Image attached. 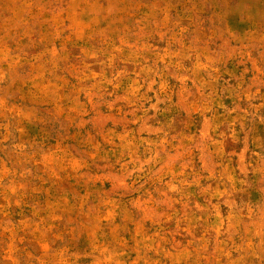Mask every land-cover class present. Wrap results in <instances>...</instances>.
<instances>
[{
  "label": "rangeland",
  "instance_id": "obj_1",
  "mask_svg": "<svg viewBox=\"0 0 264 264\" xmlns=\"http://www.w3.org/2000/svg\"><path fill=\"white\" fill-rule=\"evenodd\" d=\"M0 264H264V0H0Z\"/></svg>",
  "mask_w": 264,
  "mask_h": 264
}]
</instances>
